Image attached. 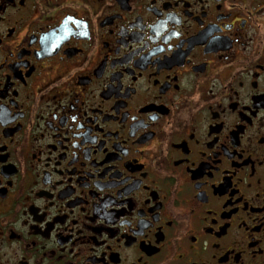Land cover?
Masks as SVG:
<instances>
[{
	"label": "flooded vegetation",
	"instance_id": "1",
	"mask_svg": "<svg viewBox=\"0 0 264 264\" xmlns=\"http://www.w3.org/2000/svg\"><path fill=\"white\" fill-rule=\"evenodd\" d=\"M0 264H264V0H0Z\"/></svg>",
	"mask_w": 264,
	"mask_h": 264
}]
</instances>
